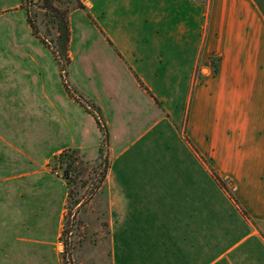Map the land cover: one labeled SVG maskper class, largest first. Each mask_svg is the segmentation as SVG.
<instances>
[{
  "label": "rangeland",
  "instance_id": "374dc122",
  "mask_svg": "<svg viewBox=\"0 0 264 264\" xmlns=\"http://www.w3.org/2000/svg\"><path fill=\"white\" fill-rule=\"evenodd\" d=\"M18 2L0 0V264H136V253L151 243L153 219L147 210L119 215L121 150L132 172L147 171L164 150L161 181L172 180L177 192L187 190V172L207 180L206 193L217 202L224 201L219 187L232 197L209 160L204 172L181 139L180 118L191 108L186 90L177 96L179 120L169 133L164 122L128 121L122 99L135 95L97 37L95 14L73 15L69 26V13L84 11L76 0H21L10 9ZM139 189L145 200H160L166 188ZM142 204L148 209L151 201Z\"/></svg>",
  "mask_w": 264,
  "mask_h": 264
},
{
  "label": "crops",
  "instance_id": "0c3cea01",
  "mask_svg": "<svg viewBox=\"0 0 264 264\" xmlns=\"http://www.w3.org/2000/svg\"><path fill=\"white\" fill-rule=\"evenodd\" d=\"M76 1L84 11L70 12L69 26L73 15L94 13L97 37L127 74L138 100L129 93L122 99L128 121L164 122L169 133L179 120L177 96L186 90L185 148L203 171L209 160L217 179L231 187L230 198L216 184L224 200L217 202L206 193L207 180L188 175L185 166L187 190L177 192L172 180L161 181L164 150L147 171L133 172L121 162L124 150H113L121 170L115 179L123 192L120 217L147 210L153 219L151 243L138 248L136 264H264V0ZM13 97L25 104L17 92ZM145 184L166 188L162 198L145 200L139 194ZM122 241L128 252V239Z\"/></svg>",
  "mask_w": 264,
  "mask_h": 264
},
{
  "label": "trees",
  "instance_id": "16d2710c",
  "mask_svg": "<svg viewBox=\"0 0 264 264\" xmlns=\"http://www.w3.org/2000/svg\"><path fill=\"white\" fill-rule=\"evenodd\" d=\"M78 5H80V4L78 3ZM80 7H81V5H80ZM63 40H64V43L66 45L67 44V41H68V34H67L66 25H64V27H63ZM217 182H220V181L217 179Z\"/></svg>",
  "mask_w": 264,
  "mask_h": 264
}]
</instances>
